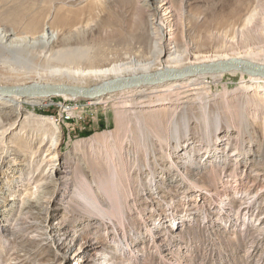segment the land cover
<instances>
[{"label":"bare ground","instance_id":"obj_1","mask_svg":"<svg viewBox=\"0 0 264 264\" xmlns=\"http://www.w3.org/2000/svg\"><path fill=\"white\" fill-rule=\"evenodd\" d=\"M85 1L57 0L58 3L67 6H77ZM138 1L137 4L146 11L143 19L132 17L126 26L122 24L115 26L109 22L103 29V33L109 38L125 34L128 39L134 38L133 40L137 42L134 43L132 40L133 45L119 50L107 48L103 51L99 49L95 53L93 48L86 44L88 37H92L94 31L98 29L100 19L92 18L90 21L83 17L74 20L68 28L62 27L58 31L52 30L51 17L45 20L33 34L41 37L44 42L38 56L43 57L47 64L53 65L48 66L50 74L42 73L39 75L40 79L56 75L54 83L85 86L118 77L156 74L234 59L264 66V0H236L223 23L210 21L206 12L197 14L191 12L188 8L191 0H180L179 3L178 0H160L158 6L153 0ZM112 3V0H106L105 7L111 9ZM197 25L202 28L196 32ZM12 34L13 32L8 30L4 34L7 39L0 40V64L12 69L17 67L31 68L27 69L29 71L33 70L32 68L39 69L31 65L29 59L22 57V54H18L19 51L35 54L37 47L32 45L34 41H25L23 44L14 41L6 43ZM221 36L225 38L221 39ZM230 39L233 42H227ZM227 75L238 76L236 85L229 87L225 84L223 90H213ZM59 94L70 101L84 96L66 92L55 95ZM39 99L42 98L22 96L18 93L0 95V124L4 126L0 130V135L2 134L0 168L3 162L8 164L10 160L6 173L7 175L12 173L9 175L12 180H8V187L0 188L6 190L0 192L5 196L1 201L8 204L12 201L11 206L20 201L22 206L12 223H7L8 218L0 212V237L5 239L6 235L9 242H19L26 240L27 237L35 238L37 240L35 251L45 258L32 264H57L58 260H61V264L71 257H74L75 264H130L123 255H128L133 249H122L119 252L115 247L113 235L116 234V237L120 235L125 241V237L130 234V229L122 222L121 215L124 208L130 214L136 209L135 194L143 187L138 186V182L140 180L145 182L143 193L148 194V201L154 205L161 203V199L158 200V193L163 190L159 185L163 176L175 174L180 177L178 179H181V182L174 186L175 194H182L185 197H188L189 191L193 188L203 191V187H211L212 183L205 186L199 184L200 180L205 181L204 177L207 178V182L213 179L214 171L213 173L206 171L203 166L212 152V147L209 146L211 144L216 146L214 149L229 159L233 156L237 159L240 150L244 151L247 147L244 146L245 140L238 139L237 144L234 140L240 134L243 136L247 130L244 124L248 115L246 111L250 110L252 113L264 108V74H252L242 68L219 72L200 71L191 75L142 83L86 99L85 102L90 106L113 100L116 106L122 108L119 109L121 113L116 116L114 129L120 133L116 138H120L122 144L127 142L128 146L122 148V152L114 150L115 156L122 154L129 157L125 164V175L119 174L122 162H110L109 156H106L104 161L100 159L102 162H97L96 172L91 171L92 163L75 162L77 153L83 151L85 147L94 149L96 144L103 140L106 132L95 133L82 140L83 144L76 142L72 149L63 152L60 143L62 134L55 119L27 112L22 106V101L37 104L40 102ZM76 108L72 106L67 109L73 111ZM152 123L155 127H150ZM132 125H136L138 133L135 129L132 130ZM149 127L152 128L150 134ZM235 130L238 131V135H230ZM16 135L22 137L24 142L29 140L33 143L39 139L40 151L46 147L45 157H42L36 166L33 165L35 154L31 156L28 175L27 169H22L24 172L14 176L27 155L26 144L22 142L16 145L13 142ZM137 137L144 142L150 140V144L158 140L162 145L159 150L152 147V150L147 152V149H144L145 158L140 160ZM195 139L201 144L195 153H202L203 157L207 155L204 161L192 155ZM165 147L168 150L170 147V153ZM99 149L105 152L103 148ZM253 149L258 150L255 147ZM151 158L159 159L154 160L153 165L150 162ZM165 159L170 160L168 166H157L159 161ZM214 159L218 163L224 162L226 165L230 163L229 159L221 157ZM243 164L247 166L245 168L248 172L254 167L256 170L263 169L262 159L258 161L249 159ZM262 173L257 172L256 175ZM188 177L193 180L190 181L192 184L187 180ZM53 186L54 190L51 192ZM122 193L128 198L123 204ZM248 194L247 192L240 195V207L232 214L228 212L233 219L241 216L252 218L250 214L246 215L253 206L252 197L255 195L246 197ZM117 196H120L118 200ZM233 201L226 202L225 207L223 206L224 211L233 207ZM118 208L122 209V213L118 214ZM49 210L58 213L62 211L63 216L50 220L49 223L41 222V219L46 221L44 216L48 218ZM154 210L155 208L146 209L150 214H154ZM34 213L42 215L33 216ZM258 219L260 220V217ZM84 220L88 221L87 225H84ZM152 220L150 225L155 231L154 243L160 240L157 243L160 248L164 251L170 250L168 238L161 234V229L168 226L167 219L162 218L159 223ZM174 223L173 219L172 225ZM257 224H260L258 220ZM24 228L31 230L25 232ZM49 245L51 247L47 251L45 247ZM105 247L109 249L106 250ZM25 252L24 247L13 248L8 263L19 264L21 261L19 256H24ZM117 255L120 256L116 257Z\"/></svg>","mask_w":264,"mask_h":264},{"label":"rangeland","instance_id":"obj_2","mask_svg":"<svg viewBox=\"0 0 264 264\" xmlns=\"http://www.w3.org/2000/svg\"><path fill=\"white\" fill-rule=\"evenodd\" d=\"M112 1V8L107 9V7H105L106 0H86L77 6L63 5L58 3L57 0H0V40L5 41L7 39L4 34L9 30L13 32V34L8 38L6 43L14 41V43L21 42L23 44L25 41H34L32 45L37 47V54H28L24 51H19L18 54H22V57L29 59L31 65L39 68H32L33 70L29 71L27 69L31 68L17 67L12 69L0 64V85H29L33 83L56 82L53 81L56 75L52 74V76L49 75L51 77L45 76L47 77L45 78L46 80L40 79L39 75H42V73L50 74V72H48V66L53 64H47L46 60L44 61V59H42L43 57L38 56L40 53L39 49L43 48L42 45L44 42L41 37L33 34L36 33L43 22L50 17L53 31H58L62 27L68 28L74 20H80L83 17H87L90 21H92V18L100 19V28L98 27V29L94 31L92 37L89 36L86 40V44L92 47L95 53L99 51V49H101L100 51L106 50L107 48L119 50L133 45L131 41L134 38L128 39V36L125 34L121 36L114 35L109 38L103 33V29L109 22L115 26L120 24L126 26L132 17L143 19L146 16V11L137 4L138 0ZM235 1L236 0H191L189 1L188 8L194 14L206 12L210 21L223 23L226 20L228 11L234 6ZM179 2L180 0H178V3ZM153 3L158 6L160 0H153ZM201 28L202 26L197 25L196 32ZM220 38L224 39L225 37L221 36ZM133 42L137 43L134 40ZM227 42H233V40L230 39L227 40ZM243 44L246 45L247 43ZM38 66H41V68ZM237 82L238 76L232 77L227 75L224 80L219 83L218 87H214L213 90H223L225 84H228L229 87H234ZM89 98V96L84 95L78 100L70 101L62 94H59L48 96L41 100L39 99L40 102L37 104L22 101V106L27 112H34L36 115L55 119V123L59 126L62 134L60 143L63 152L72 149L76 142L83 144L84 141L82 140L95 133L106 132L103 140L100 144H96L94 149L85 147L83 151L77 153L75 162L92 163L93 169L91 171L96 172L98 169L96 166L97 162L101 161L100 159L104 161L106 156H109L111 159L110 162H122V168H120L119 174L125 175V164L129 161V157H125L122 154L120 156H115L116 152L114 150H121L122 152V148H127L128 146L127 142L122 144L121 142L123 141L118 137L116 138L117 134L120 133L119 130L114 129L116 116L120 112L119 109L122 108L116 106L113 100L90 106L85 102L86 99ZM72 106L77 108L73 111L67 109ZM249 111L250 110L246 111L248 115H246V123L244 124L247 130L244 135H238L237 130L230 133V135L239 136L234 140L235 144H237L236 141L238 139H243L246 142L244 146H247L245 148H247L248 151H246L245 148L244 151L240 150L237 159H235V156L229 159L228 156L221 155V153H218V150L214 149L216 146L212 144L209 146L212 147L211 155L206 159L207 155L203 157L202 153H195V151L198 150L197 148L201 146L195 139L194 149L191 150L192 155L199 159L202 158V161L206 159L203 165L205 167L204 170L212 173L214 171L213 179L209 180L210 182H207V178L204 177L205 181L201 182L200 180L199 184L205 186L212 183L213 185L211 187H203V191L197 188H193L190 191L187 190L190 193L188 192V197H185L182 194H175L176 187L174 188V186L178 182H181V179H178L180 177L177 175L175 176V174H171L168 177L163 176L160 178L159 182L163 190H160L161 193H158V200L161 199V205H154L148 201V194L143 193L145 192V182L141 180L138 182V186L143 187L139 188L135 194L136 209H133V213L130 214L126 208H124L125 210H123V214L121 215L122 222L130 229V234L126 236L127 239L125 237V241L121 239L120 235L117 237L116 234L113 235L115 239L114 242H116L115 247L119 252L122 249H133V251H129L128 255H123V258L127 260L126 262L130 264H264V108L262 110L258 109L256 112L252 113ZM191 125L193 126L194 123H191ZM150 127H155V124H150ZM3 128L4 126L0 124V130ZM134 129L135 132L138 133L136 125H132V130L134 131ZM150 132H152V128L148 130L149 134ZM137 140L140 146L138 147L140 160L145 158L144 149L150 152L152 147L159 150L162 145L160 144L161 141L158 140H154L151 144L150 140H145V142L143 139L141 140L138 138ZM13 142H15L16 145L17 143L21 144L23 142V144L27 146V148H25V153H27V155H25V161L22 165L18 166L14 176L24 172L22 169H27L26 172L28 175L31 156L35 154V163L33 165L36 166V164L42 160V157H45L46 147L40 151L38 147L39 139L33 143L29 140L24 142L23 138L17 135L13 137ZM28 142H30V144ZM84 146L86 145L84 144ZM148 146L150 147L148 148ZM254 147L258 150H254ZM99 148H103L106 153ZM167 150L164 152L166 153ZM168 152L170 153V147ZM160 154L161 153H158V155ZM172 156L173 154H171V157ZM216 157L225 158L226 160L229 159V165H226L224 162L218 163L216 159H214ZM168 158H170V156ZM157 159L159 158H151L152 161L150 162L154 165L153 162ZM249 159H253L254 161L262 159V171L256 170L257 168L254 167V169L248 172V169L245 168L247 166H245V164L242 165V163ZM7 163L9 164L10 160ZM8 164H4L3 162L0 168V188L1 186H4V188L8 187V180H12V177H9L12 173H8L9 175L6 173ZM169 164L170 160L165 159L164 161H159L157 166L159 165L162 167L163 165L168 166ZM257 172L263 173L262 175H256ZM189 178L190 177H188L187 180L190 182L192 179ZM53 190L54 186L51 192H53ZM5 191V189H0V192ZM247 192L249 196L246 197L255 195L252 197L254 198V203L251 202L253 206L246 215L249 216L250 214L252 218H250V220L249 217L244 218L241 216L235 220L229 213L232 214L234 210L240 207V195H245ZM88 193L90 195V192ZM2 197H5L4 193H0V212L4 213L5 217L8 218L7 223H12L14 219L17 218L22 206L20 205V201L15 202L14 205L11 206L10 204L12 201H9L8 204L1 201L3 199ZM118 198H120V196H117V200ZM121 198L123 200L121 204L128 200L123 193ZM229 200H234L233 207L224 211L226 202ZM149 208H155L153 211L154 214H150V211H146V209L148 210ZM39 209L40 208H38V210ZM118 209L117 211L119 213H117H122V209ZM163 209H167V211ZM41 215L42 214L39 213L33 214V216ZM62 216V211L58 213L49 210L48 218L46 219L44 216L46 221H42L41 219V222L49 223L50 220ZM259 217L260 220L258 219ZM162 218L167 219L166 223L168 224V226L161 229V234H164V236L168 238L171 245V249L168 251L162 250L160 245L157 244L160 240L154 243L153 238L155 231L152 230L150 225L152 219V221L159 223V220ZM173 219L175 223L172 225ZM257 220L260 224H257ZM83 222L84 225L88 224L87 220ZM27 230L29 232L31 228L25 229V232H27ZM25 235H27V233ZM4 237L6 240L0 237V264H9L8 262H10L12 256V249H18L20 247H24L26 254L24 256H19L21 260L19 264H32L33 262L44 260L45 257L40 256L41 254L35 251L37 242L35 238L27 237L26 240L19 242H9L7 241L8 237L6 235H4ZM49 247L51 246L45 247L47 251ZM105 249L108 250L109 248L105 247ZM167 252L168 254H166ZM118 256L120 255L116 257ZM60 262L61 260H58L57 264H60ZM61 264H75V259L71 257L68 261H63Z\"/></svg>","mask_w":264,"mask_h":264},{"label":"water","instance_id":"obj_3","mask_svg":"<svg viewBox=\"0 0 264 264\" xmlns=\"http://www.w3.org/2000/svg\"><path fill=\"white\" fill-rule=\"evenodd\" d=\"M242 68L252 74H264V66H258L242 60H228L210 64H200L193 68L170 70L156 74H141L130 77H118L90 86L67 83H33L29 85H0V95L18 93L22 96L45 98L59 92L82 94L89 97H99L112 91L129 88L142 83L154 82L163 78H172L180 75H191L200 71H227Z\"/></svg>","mask_w":264,"mask_h":264}]
</instances>
